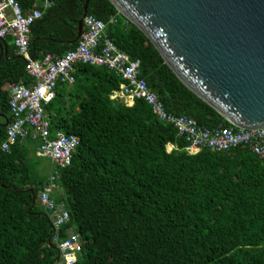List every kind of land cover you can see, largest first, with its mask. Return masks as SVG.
<instances>
[{
  "label": "trees",
  "instance_id": "16d2710c",
  "mask_svg": "<svg viewBox=\"0 0 264 264\" xmlns=\"http://www.w3.org/2000/svg\"><path fill=\"white\" fill-rule=\"evenodd\" d=\"M84 1L51 0L29 27L32 58L75 46ZM18 2L24 11L33 0ZM87 14L106 24L118 49L139 60V76L167 112L200 127L237 128L178 79L110 0H88ZM24 65L13 49L0 58V115L7 121L3 88L29 82ZM73 76L45 106L52 132L79 139L70 164L57 169L51 193L69 215L57 241L79 238L72 264H264V158L243 146L190 155L185 140L144 100L127 106L110 97L121 82L114 72L78 63ZM5 135L0 125V144ZM37 147L26 137L7 152L0 148V264H61L51 220L36 204L50 173H40L38 161L46 157Z\"/></svg>",
  "mask_w": 264,
  "mask_h": 264
},
{
  "label": "built area",
  "instance_id": "2783aa9c",
  "mask_svg": "<svg viewBox=\"0 0 264 264\" xmlns=\"http://www.w3.org/2000/svg\"><path fill=\"white\" fill-rule=\"evenodd\" d=\"M50 5L51 0H33L30 9L22 11L18 0H0V39L11 37L14 52L24 60V69L29 77L28 83L12 84L8 88L10 120L0 148L7 152L16 140L30 137L38 141L37 155L51 161L53 167L39 192L38 200L53 225L61 264L74 263L80 244L77 234L57 241L56 232L68 221L69 215L51 193L57 187V169L70 164L79 139L73 134L52 132L45 106L55 98L57 85L74 81L76 64L104 66L119 76V87L111 92L110 97L127 106L132 105L135 99L144 100L158 119L171 124L177 135L185 140L188 154L194 155L202 148L222 151L243 146L259 158H264L263 130L232 128L221 124L212 128L200 127L189 116L167 112L156 93L139 76V60L118 49L105 33L106 24L93 15L83 17L81 32L74 47L61 55L46 53L40 59L32 58L29 54V27ZM113 21V18L109 20Z\"/></svg>",
  "mask_w": 264,
  "mask_h": 264
},
{
  "label": "water",
  "instance_id": "95a60500",
  "mask_svg": "<svg viewBox=\"0 0 264 264\" xmlns=\"http://www.w3.org/2000/svg\"><path fill=\"white\" fill-rule=\"evenodd\" d=\"M110 1L178 79L228 123L264 131V0ZM87 5L85 0L75 40ZM11 40H0V58Z\"/></svg>",
  "mask_w": 264,
  "mask_h": 264
},
{
  "label": "rangeland",
  "instance_id": "374dc122",
  "mask_svg": "<svg viewBox=\"0 0 264 264\" xmlns=\"http://www.w3.org/2000/svg\"><path fill=\"white\" fill-rule=\"evenodd\" d=\"M171 147L168 145L167 149L169 150ZM39 171L42 175H48L49 170L52 166V163L47 158H40L39 159Z\"/></svg>",
  "mask_w": 264,
  "mask_h": 264
},
{
  "label": "crops",
  "instance_id": "0c3cea01",
  "mask_svg": "<svg viewBox=\"0 0 264 264\" xmlns=\"http://www.w3.org/2000/svg\"><path fill=\"white\" fill-rule=\"evenodd\" d=\"M33 4V3H32ZM32 6V5H31ZM30 9V8H29ZM28 10V9H27ZM0 40H2V39H0ZM6 44H7V51H6V53L5 54H2V56H6L7 55V53L9 52V50H11V49H13L14 50V45H13V42H12V40L11 41H8V42H6ZM31 56V55H30ZM10 85H12V84H6L5 86H4V90H6L7 92H8V88H9V86ZM50 171V170H49Z\"/></svg>",
  "mask_w": 264,
  "mask_h": 264
},
{
  "label": "flooded vegetation",
  "instance_id": "af4514ba",
  "mask_svg": "<svg viewBox=\"0 0 264 264\" xmlns=\"http://www.w3.org/2000/svg\"><path fill=\"white\" fill-rule=\"evenodd\" d=\"M0 122L4 123V120L3 121H0Z\"/></svg>",
  "mask_w": 264,
  "mask_h": 264
}]
</instances>
